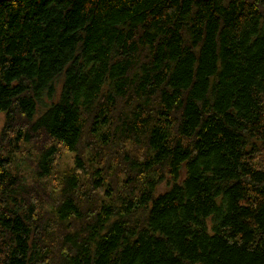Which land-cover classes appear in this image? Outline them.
<instances>
[{
  "label": "trees",
  "instance_id": "16d2710c",
  "mask_svg": "<svg viewBox=\"0 0 264 264\" xmlns=\"http://www.w3.org/2000/svg\"><path fill=\"white\" fill-rule=\"evenodd\" d=\"M0 114V264H264V0H5Z\"/></svg>",
  "mask_w": 264,
  "mask_h": 264
},
{
  "label": "rangeland",
  "instance_id": "374dc122",
  "mask_svg": "<svg viewBox=\"0 0 264 264\" xmlns=\"http://www.w3.org/2000/svg\"><path fill=\"white\" fill-rule=\"evenodd\" d=\"M4 124H5V116L3 115V114H0V133H1V131H2V128H3V126H4ZM87 141H88V138H87ZM89 142H90V140H89ZM6 148H4V150H5ZM86 151H88V150H86ZM82 156H85V154H81ZM37 157H38V155H35V162H36V159H37ZM20 159V156H17L16 157V160H19ZM60 159H61V168L64 166L65 168H67V167H70L71 166V158L69 157V155L65 152V151H63L62 149L60 150ZM32 161H34L33 159H32ZM18 168L20 169V171L23 173V172H28L29 173V175H27V174H24V177H23V179L24 180H26L27 178H28V183H27V185H29V186H32L33 188H35V189H38L37 190V194H38V196H39V194H40V191H43L44 193H46V194H49V189L45 186V187H43V186H41V185H39V184H36V181L37 180H35V175H34V170H35V168H34V164L32 165H29L28 164V162H25V163H21V164H19V166H18ZM31 177V180L29 179ZM114 178H115V175H114Z\"/></svg>",
  "mask_w": 264,
  "mask_h": 264
},
{
  "label": "water",
  "instance_id": "95a60500",
  "mask_svg": "<svg viewBox=\"0 0 264 264\" xmlns=\"http://www.w3.org/2000/svg\"><path fill=\"white\" fill-rule=\"evenodd\" d=\"M3 1H5V0H0V3L3 2Z\"/></svg>",
  "mask_w": 264,
  "mask_h": 264
}]
</instances>
